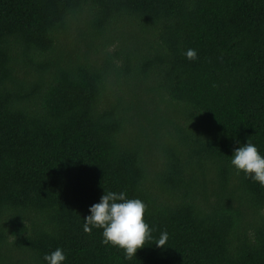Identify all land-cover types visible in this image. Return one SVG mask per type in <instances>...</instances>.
Here are the masks:
<instances>
[{"label": "trees", "instance_id": "1", "mask_svg": "<svg viewBox=\"0 0 264 264\" xmlns=\"http://www.w3.org/2000/svg\"><path fill=\"white\" fill-rule=\"evenodd\" d=\"M247 141L264 156V0H0V264H264ZM103 189L147 206L131 259L83 232Z\"/></svg>", "mask_w": 264, "mask_h": 264}, {"label": "clouds", "instance_id": "2", "mask_svg": "<svg viewBox=\"0 0 264 264\" xmlns=\"http://www.w3.org/2000/svg\"><path fill=\"white\" fill-rule=\"evenodd\" d=\"M184 56L189 61L197 59L195 49H187ZM230 166L236 174L243 173L249 179L264 188V156L260 155L256 145L247 141L235 148L230 157ZM146 204L139 198H128L124 191L103 189L99 202L88 208V215L83 217V232L90 233L99 229L101 244L122 250L125 259L135 256L147 241H152L153 229L145 222ZM168 233L162 231L153 243L156 248H167ZM44 264H65L66 255L62 248L43 256Z\"/></svg>", "mask_w": 264, "mask_h": 264}]
</instances>
